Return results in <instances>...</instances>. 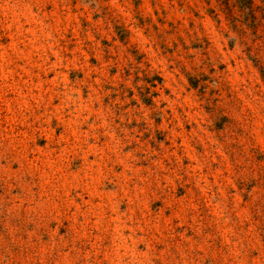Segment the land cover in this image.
I'll return each mask as SVG.
<instances>
[{
  "label": "rangeland",
  "instance_id": "1",
  "mask_svg": "<svg viewBox=\"0 0 264 264\" xmlns=\"http://www.w3.org/2000/svg\"><path fill=\"white\" fill-rule=\"evenodd\" d=\"M0 264H264V0H0Z\"/></svg>",
  "mask_w": 264,
  "mask_h": 264
}]
</instances>
